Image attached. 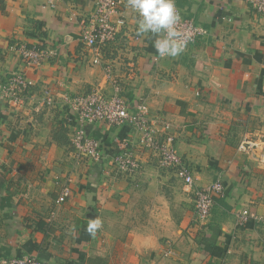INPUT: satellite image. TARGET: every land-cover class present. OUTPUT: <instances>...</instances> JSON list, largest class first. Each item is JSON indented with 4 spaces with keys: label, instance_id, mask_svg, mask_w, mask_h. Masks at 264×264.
<instances>
[{
    "label": "crops",
    "instance_id": "crops-1",
    "mask_svg": "<svg viewBox=\"0 0 264 264\" xmlns=\"http://www.w3.org/2000/svg\"><path fill=\"white\" fill-rule=\"evenodd\" d=\"M121 1L127 25L95 64L82 29L96 0H0V80L22 72L35 83L22 105L0 101V259L264 264V223L238 226L243 210L264 217L259 152L238 150L246 134L264 138V15L239 0H174L182 16L207 33L179 54L162 57L155 47L162 33L138 35L140 17ZM15 44L53 54L33 69L11 50ZM113 81L131 109L146 103L152 119L172 124L193 188L160 169L129 125H88L104 159L77 156L71 145L77 123L62 96L100 91L111 97ZM45 89L53 106L40 102ZM118 141L138 158L137 173L114 170ZM217 178L224 191L201 223L194 189ZM65 185L72 193L58 204ZM97 219L102 226L90 234L88 225ZM170 248L172 255L165 256Z\"/></svg>",
    "mask_w": 264,
    "mask_h": 264
},
{
    "label": "built area",
    "instance_id": "built-area-1",
    "mask_svg": "<svg viewBox=\"0 0 264 264\" xmlns=\"http://www.w3.org/2000/svg\"><path fill=\"white\" fill-rule=\"evenodd\" d=\"M248 4L257 14L264 15V0H239ZM53 4L54 0H48ZM180 21L175 25L177 36L175 42L181 50L190 43L206 35L207 31L193 20L184 18L175 5ZM126 17L122 12L121 0H96L94 10L89 14L82 29V39L86 47L95 55L93 62L100 63L101 49L116 41L118 35L126 27ZM165 34L162 33V39ZM142 38L136 36L135 40ZM11 50L22 59L27 66L38 69L51 57L52 52L25 44H15ZM107 76L111 78V68L107 67ZM35 86L34 81L22 72H11L4 80H0V101L12 106L22 105L27 94ZM64 106L73 113L77 128L71 139L72 148L79 158H88L94 162L104 159L101 141L88 134V125L102 124L107 127H123L129 125L138 136L141 148L153 152L158 159V166L163 170L172 171L186 186L193 188L195 180L191 166L180 156L175 146V135L172 124L165 120L152 119L146 103L139 102L133 109L128 106L122 96V89L117 81H113V94L106 97L100 91L84 95L64 94ZM42 106H53L55 99L50 89H45L41 97ZM118 150L112 157V166L117 173L133 175L141 169V164L134 153L128 148L126 141H118ZM244 154L259 152V160L264 165V138L261 135L246 134L238 146ZM224 191L221 178L205 188L194 189V212L196 219L205 223L208 221L215 204V198ZM72 193L69 185L62 188L57 200L64 203ZM264 223V217H258L249 210L238 214V226L248 221ZM170 248L165 256L172 255ZM0 264H50L34 256L0 259Z\"/></svg>",
    "mask_w": 264,
    "mask_h": 264
},
{
    "label": "clouds",
    "instance_id": "clouds-1",
    "mask_svg": "<svg viewBox=\"0 0 264 264\" xmlns=\"http://www.w3.org/2000/svg\"><path fill=\"white\" fill-rule=\"evenodd\" d=\"M130 8L138 13L139 28L137 34L152 32L164 33L163 39L155 42V47L160 56H175L181 51V46L175 42L177 33L175 25L180 21V16L175 8L174 0H128ZM102 225L94 220L88 225V232L95 231Z\"/></svg>",
    "mask_w": 264,
    "mask_h": 264
},
{
    "label": "rangeland",
    "instance_id": "rangeland-1",
    "mask_svg": "<svg viewBox=\"0 0 264 264\" xmlns=\"http://www.w3.org/2000/svg\"><path fill=\"white\" fill-rule=\"evenodd\" d=\"M62 136H65V134H62ZM68 145V144H67ZM161 169V168H160ZM163 170V169H162ZM168 170L164 171V172H167ZM171 172V171H170Z\"/></svg>",
    "mask_w": 264,
    "mask_h": 264
}]
</instances>
